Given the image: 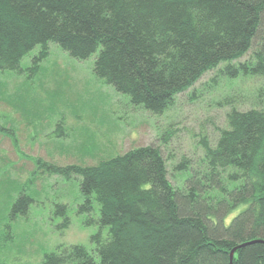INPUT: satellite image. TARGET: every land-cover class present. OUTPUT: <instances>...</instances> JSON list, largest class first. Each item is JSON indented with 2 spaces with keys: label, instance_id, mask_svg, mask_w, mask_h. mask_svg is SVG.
Segmentation results:
<instances>
[{
  "label": "trees",
  "instance_id": "1",
  "mask_svg": "<svg viewBox=\"0 0 264 264\" xmlns=\"http://www.w3.org/2000/svg\"><path fill=\"white\" fill-rule=\"evenodd\" d=\"M52 43L78 60L93 56L97 77L162 115L221 63L231 78L264 75V0H0V70L18 69L40 46L38 69ZM250 50L251 60L230 63ZM227 123L215 145L203 141L205 166L182 186L152 144L96 165L40 160L80 176L78 211L98 206L87 223L106 229L93 234L92 248L57 246L45 264H264V108L233 106ZM187 162L177 169L188 171ZM31 201L22 193L13 213H26ZM255 240L231 259L235 246Z\"/></svg>",
  "mask_w": 264,
  "mask_h": 264
},
{
  "label": "rangeland",
  "instance_id": "2",
  "mask_svg": "<svg viewBox=\"0 0 264 264\" xmlns=\"http://www.w3.org/2000/svg\"><path fill=\"white\" fill-rule=\"evenodd\" d=\"M40 49L28 52L18 69L0 70V264H45L59 245L92 248L91 237L101 230L97 222L87 223L98 218V206L93 213L78 211L80 176L66 178L40 160L96 165L152 144L165 157L173 185L182 186L191 170L204 168L203 141L215 145L231 107L264 108V75L225 76L219 70L225 62L155 115L97 77L93 56L78 60L52 43L33 69ZM252 53L230 63L251 60ZM183 159L188 171L177 169ZM22 193L32 201L26 213L14 214Z\"/></svg>",
  "mask_w": 264,
  "mask_h": 264
},
{
  "label": "water",
  "instance_id": "3",
  "mask_svg": "<svg viewBox=\"0 0 264 264\" xmlns=\"http://www.w3.org/2000/svg\"><path fill=\"white\" fill-rule=\"evenodd\" d=\"M254 242H256V240H255V241H249V242L247 241V242H244V243H241V244H238L237 246H235V247L231 250V252H230L231 259H232V257H233L234 252H235L238 248H240V247H242V246H244V245H246V244L254 243ZM231 264H232V260H231Z\"/></svg>",
  "mask_w": 264,
  "mask_h": 264
}]
</instances>
